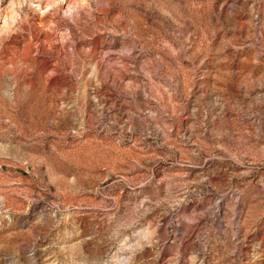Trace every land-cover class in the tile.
Masks as SVG:
<instances>
[{
  "label": "rangeland",
  "instance_id": "rangeland-1",
  "mask_svg": "<svg viewBox=\"0 0 264 264\" xmlns=\"http://www.w3.org/2000/svg\"><path fill=\"white\" fill-rule=\"evenodd\" d=\"M0 264H264V0H0Z\"/></svg>",
  "mask_w": 264,
  "mask_h": 264
}]
</instances>
